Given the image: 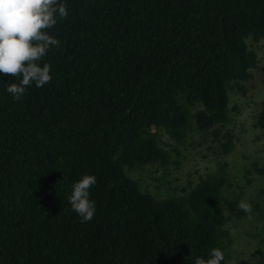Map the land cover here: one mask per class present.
<instances>
[{
    "label": "trees",
    "instance_id": "obj_1",
    "mask_svg": "<svg viewBox=\"0 0 264 264\" xmlns=\"http://www.w3.org/2000/svg\"><path fill=\"white\" fill-rule=\"evenodd\" d=\"M66 6L46 30L60 41L43 58L52 79L13 101L5 88L14 75L0 77V264H194L213 247L226 264L225 213H245L223 197L225 177L158 198L130 172L169 163L156 130L176 144L192 127L210 131L231 151L221 129L228 90L257 68L246 41L264 38V0ZM256 125L264 128V102ZM83 174L97 182L96 214L82 224L67 195Z\"/></svg>",
    "mask_w": 264,
    "mask_h": 264
},
{
    "label": "rangeland",
    "instance_id": "obj_2",
    "mask_svg": "<svg viewBox=\"0 0 264 264\" xmlns=\"http://www.w3.org/2000/svg\"><path fill=\"white\" fill-rule=\"evenodd\" d=\"M246 42L257 56V68L250 80L240 83L241 89L228 90V116L221 129L232 138L231 151L222 154L210 131L192 127L186 138L176 144L164 130H156L160 144L170 153L169 163L130 172L141 189L158 198L180 194L206 176L225 177L223 197L252 205L251 213L245 216L225 213L223 229L230 241L226 264H251L264 258V128L256 125L260 104L264 102V76L260 70L264 66V38Z\"/></svg>",
    "mask_w": 264,
    "mask_h": 264
},
{
    "label": "clouds",
    "instance_id": "obj_3",
    "mask_svg": "<svg viewBox=\"0 0 264 264\" xmlns=\"http://www.w3.org/2000/svg\"><path fill=\"white\" fill-rule=\"evenodd\" d=\"M68 14L66 0H0V77L14 75L11 80L17 82L5 88L13 101L22 100L27 86L34 83L41 87L52 79L51 65L43 58L50 47H59L60 41L46 30ZM96 182L93 174H83L72 182L67 195L70 209L82 224L96 214V202L90 198V187ZM237 207L245 214L252 211V205L245 200L238 201ZM223 261L224 251L213 247L207 259L197 257L194 264H222Z\"/></svg>",
    "mask_w": 264,
    "mask_h": 264
}]
</instances>
